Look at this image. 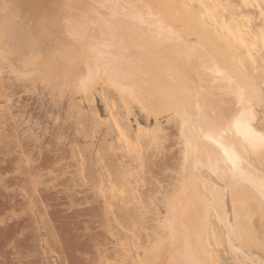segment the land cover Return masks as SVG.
<instances>
[{
    "label": "bare ground",
    "instance_id": "obj_1",
    "mask_svg": "<svg viewBox=\"0 0 264 264\" xmlns=\"http://www.w3.org/2000/svg\"><path fill=\"white\" fill-rule=\"evenodd\" d=\"M25 2V0H0V50L11 49V45L5 41V36H12L21 49L18 58L21 64L33 62L41 56L36 52L33 41L31 45L28 42L32 39L33 27L35 29L39 24L34 25L31 18L25 16L28 5H25ZM192 2L196 3L194 5L191 0L189 2L196 6L195 11L189 5V9L185 8L184 2L180 4L182 9H178L179 3L176 6L174 0H48L51 11L46 16L49 24H46L47 31L60 35L62 44H53L54 49L48 46L60 70L55 72L50 68L44 69L49 76L64 75L65 79H62V83L66 87L68 84L69 87L85 94L96 90L98 85L103 86L102 89L105 85L111 86L116 90L115 92H118L116 94L121 96L122 101L119 102L121 105L122 102L124 103L127 111L125 114L131 115L132 110L134 111L135 107L132 104L137 106L147 119L157 120L162 115L171 113L166 121L171 127L168 126L169 130L160 128L163 132L159 129L164 133L160 135L162 139L158 137L159 142L155 141L154 137L151 138L153 135H150L148 129L139 127L138 136L142 146L151 143L152 139L154 144L157 142L163 145L165 141L168 143V154L164 153L165 156L160 160L152 159L155 154L151 155L147 162L144 158L145 172L153 173V177L150 176L158 179V174L166 173L171 163L177 160L184 172L179 191L177 190L174 197H170L172 200L169 198L170 203L167 205V214L163 222L153 218L154 215H148L149 217L140 215V217L137 208L127 211L134 224L150 223L155 228L153 229L155 232L149 231L156 235L150 232L148 236L146 233L148 229L141 225L143 231L145 229V232L142 231L143 234L147 235L145 238L150 237L148 240H152L154 237L158 240L155 245L152 243L153 246L150 244L152 241L149 242L150 245L148 241L145 242L151 246L150 249L146 248L148 253L144 251L147 245H142L140 241V239L143 241L145 236L140 237L141 231L139 235L138 232L136 233L140 239L132 238L133 242L137 243L136 247L141 245L140 247L144 248L142 253H146L143 256L146 255L147 260L140 252L142 248L139 249L142 256L139 258H143L139 260L142 261L141 264H161L165 259H167V262H164L166 264L169 261L172 264L206 263L202 261V251L207 246L204 237L208 209L205 208L207 202L204 203L201 199L202 195L199 194L202 186L209 189L211 207L216 219L225 226V229L227 228V232L234 233L232 217L236 224L246 222L245 220L241 222L243 220L241 210L246 207L248 201H255L259 215L264 217V132L262 128V132L260 131L259 113L257 114V109L259 110V105L263 102L258 83H260L259 79L264 81V71L255 65L254 59V53L258 51L256 44L259 39L257 36H250L244 30L239 17V20L235 18L237 16L224 17L215 0H211L214 8L202 6L200 0H192ZM43 17L41 15V18ZM233 20L237 25L235 29L231 28ZM261 33H264V30ZM245 38L250 39L249 45L246 44ZM6 54L7 52L5 55L0 54V58ZM34 63L38 62L32 64ZM4 65L2 64L3 68ZM31 70L34 72L38 69L34 67ZM16 74L18 76L19 72ZM43 78L44 80L40 79L41 82L49 79L45 75ZM35 81L36 77L33 82ZM44 84L47 85L46 81ZM126 116L128 119V115ZM118 117L115 116V128L119 138L125 140V146L127 145V149L124 147L126 152L122 147L125 152L122 156L124 158L133 155L134 150H137L127 138L124 124L122 126ZM158 131L155 130L159 133ZM163 139L165 140L160 143ZM181 141L184 144V156L178 158L176 147ZM113 150L116 152V149ZM178 153L180 156L182 152ZM131 158L133 159V156L129 160ZM180 166L178 169L181 168ZM121 169L123 170V168L117 169V172L120 173ZM119 176L113 178L120 179L123 175ZM141 186V196L143 195L145 199L150 198L149 192L150 194L152 192L145 189V184ZM118 190L117 193L122 189ZM123 195H120L122 199ZM131 195L133 196L132 193ZM129 197L130 192L127 198L125 196V201L128 202ZM134 198L136 199L135 195ZM148 201L151 203L152 200ZM154 201L156 200L152 202ZM259 219L264 218L259 217ZM259 223L261 224V221ZM232 235L228 237V243L233 254L242 253L236 242H233Z\"/></svg>",
    "mask_w": 264,
    "mask_h": 264
},
{
    "label": "rangeland",
    "instance_id": "obj_2",
    "mask_svg": "<svg viewBox=\"0 0 264 264\" xmlns=\"http://www.w3.org/2000/svg\"><path fill=\"white\" fill-rule=\"evenodd\" d=\"M25 1L24 4H28L25 16H29L34 25L39 24V26H35L37 32L33 27L32 39L27 41L30 42L29 45L33 41L36 52L41 56L39 59L38 57L35 59L37 64H32L36 62L35 60L21 64L18 60L21 49L16 43L17 40L12 36H5V41L11 45L10 52L8 53V49L0 50V54L3 55L7 52L6 56L0 58V64L4 65V58L7 62H5L4 68L2 64L0 65V264H112V262L113 264H137L140 259H146V255L143 256L146 253H142L143 249L145 248L144 251L146 248L150 249L158 240H155L154 237L152 240H148L150 237L145 238L155 229L154 226L142 222V224L140 222L134 224L127 211L137 208V213H141L138 214L139 216L154 215L153 218L163 222L167 214V205L172 200L170 197L177 194L184 176L182 167L177 163L178 160L171 163L172 167L170 166L166 171L168 175L166 173L158 174V179L152 178L153 173L145 172V163L152 157L151 155L155 154L156 156L152 159L157 161L168 154V143L166 141L162 143L165 139L160 142L163 145H159L157 142L160 141L158 140L160 135H164L161 129L169 130L171 127L166 122L171 113L162 115L157 120L147 119L137 106L132 104L135 107H132L134 111L132 110L131 115L125 114L127 113L125 105L123 102L122 105L119 102L122 101V98L111 86L105 85L102 89L103 86L98 85L96 90L94 89L95 91L91 90L90 93L85 94L79 92L78 89L69 87L68 84L66 87L62 83V79H65L64 75L50 74L49 76L44 69L60 71L49 47L54 49L53 44L62 45L61 38L60 35L47 31L48 17L46 18V16L51 11L48 0ZM174 1L176 6L179 3L178 9H182L180 4L184 2L185 8H188L189 5L191 9L196 10V6L189 3L190 0ZM200 1L202 6L214 8L211 0ZM215 1L224 17L233 16L234 18L237 16L235 18L241 20L244 30L252 37L257 36L259 42L256 44L258 51L254 53L255 65L264 71V33H261L264 30V0ZM191 3L194 2L191 0ZM40 14L44 17L41 18ZM231 24V28L237 27L234 20ZM177 25L178 28L179 25ZM245 41L247 45L251 43L249 38H245ZM34 67L38 70L33 72L31 69ZM39 71L41 72L38 73ZM14 72L15 74L19 72L18 76L20 77L18 78ZM44 75L49 78L45 80L47 85L44 84L45 81L41 82L44 80ZM260 80L261 84L258 83V89L262 91L263 102L260 103L257 114L259 113L260 131L262 128L264 132V81ZM99 92L101 93L99 94ZM87 98L88 100H86ZM112 103L115 104L112 105ZM126 115H128V119ZM115 116L118 117L122 126L124 124L127 138L129 141L131 140L132 146L137 150H134L133 155L124 157L125 159L122 156L126 152L127 145L125 146V140L119 138L114 123ZM139 127L148 129L150 135H153L151 138L154 137L155 141L158 140L157 145L152 139L151 143L142 146L138 136ZM156 129L157 131L160 129L162 132L159 130L160 132L157 133ZM154 134L157 135L154 136ZM113 149H116L117 153ZM183 150L184 144L181 141L176 147L178 158H183ZM178 152H182L180 156ZM164 153L166 154L164 155ZM131 155L133 159L129 160ZM112 163L116 165L120 163L122 167L120 164L117 167ZM119 166L123 168L120 170L121 172L119 171L121 174L117 172V169H120ZM179 166L180 169H178ZM119 175L123 176L120 179L116 178ZM113 176L116 177L113 178ZM124 178L127 180L126 182ZM125 184L126 186H124ZM144 184L145 189H149L153 194L151 195L149 192L150 198L147 197V199L152 201L155 199V203L152 201L149 203L143 195L141 196L142 188L140 187ZM119 186L120 188H118ZM117 190L121 191L117 193ZM128 191L130 199L128 198L127 202L124 198L125 196L127 198ZM123 193L126 194L123 195ZM199 194L202 195L200 197L204 203L207 202L205 208L208 209L207 215L205 214L207 229L204 237L206 241H204L207 246L202 251L203 263L206 261L204 264H264V219H259V217H264L259 215L256 202L248 201L246 207L241 210L243 219L241 222L245 220L246 225L238 222L236 224L233 222V217L231 218L234 231L232 233L234 235H232L216 219L211 207L209 189L202 186ZM120 195H123V199ZM133 205L135 206L133 207ZM255 206L256 209H254ZM153 210H155V214H153ZM246 211L247 213H245ZM157 213L159 217H156ZM141 225L148 229H146L147 235L143 234L145 229L143 231ZM140 231H143L140 237L145 235L144 239L146 240L140 239L138 236ZM153 232H151L152 235H156ZM235 233L240 234L236 235ZM160 234H163L162 231ZM230 235L234 236L232 240L234 243L236 242L240 251H243L242 253L234 252L233 254L228 243ZM132 238L133 240L140 239L142 245L147 246L152 241L150 242L151 246L136 247L137 243L133 242ZM146 241L148 244H145ZM218 245L219 247H217ZM140 248H142L140 252L143 258L139 252ZM146 252L148 253V250ZM139 256L141 257L139 258ZM145 259L144 261L147 260ZM165 260L161 264H166L164 262H167V259ZM141 263L142 261L138 264ZM170 263L172 264L169 261L168 264Z\"/></svg>",
    "mask_w": 264,
    "mask_h": 264
}]
</instances>
